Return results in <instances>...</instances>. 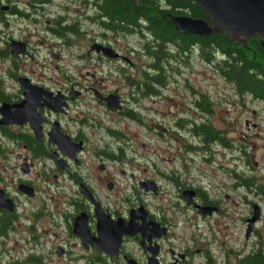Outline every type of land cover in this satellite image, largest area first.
<instances>
[{
  "label": "flooded vegetation",
  "instance_id": "flooded-vegetation-1",
  "mask_svg": "<svg viewBox=\"0 0 264 264\" xmlns=\"http://www.w3.org/2000/svg\"><path fill=\"white\" fill-rule=\"evenodd\" d=\"M52 4L53 0H0V58L8 61L1 67L6 77L0 78V108L6 105L5 110L0 109V245L11 241L15 246L24 241L32 249L45 238L43 242L52 246L50 254L79 264H214L209 251L210 244L216 242L223 249V264H254V255H258L257 264H264V226L260 225L264 205L248 198L247 193L231 200L223 178L210 187L208 182L201 183L204 179L198 181L192 175L194 169L207 180L204 167L189 163L194 162L191 153L196 137L201 140L200 159L205 166L211 162L213 142L220 144L223 152L230 146L224 137L231 130L230 120L223 115L227 110L217 109L230 101H215L208 94H199L187 78L184 86L191 94L177 91L178 81L168 71L178 70L172 66V60L179 61L175 43L166 44L170 57L157 65L144 47L131 45L126 38L130 32H119L106 24L102 0L96 4L92 0H63L58 4L62 12L57 14ZM92 15L98 29L81 55L91 60L85 74L94 81L85 88L91 91L95 104L106 109L112 123L131 118L147 129L156 128L153 130L165 146L184 145L190 150L188 157L180 149L169 151L170 159H179V167L157 169L152 175L145 173V167L139 175L127 172L124 162L135 167L132 156H123L127 142L118 143L112 150L109 142L100 147L96 141L101 138L100 132L120 139L121 131L116 125H105L99 113L88 111L87 100L82 99L86 89L75 79L50 76V53L59 56L50 52V32L67 44L64 31L56 32V27L73 25L76 30L72 33H77L82 31V19L91 20ZM31 26L36 32L30 30ZM39 31L48 37L47 62L37 59L31 38L40 37ZM135 32L140 45L154 42L147 31ZM12 39L23 42L20 48L26 51L14 55ZM93 43L108 46L118 54L111 56L102 48H91ZM104 65L113 72V89L105 87L97 76L96 71ZM62 78H67V83ZM112 93L118 95L120 108L109 107L101 98ZM57 96L59 102H55ZM237 96L235 102L241 113L248 109L249 101L264 103L253 94L251 99L247 94ZM157 100L159 107L149 104ZM144 114H158L160 120L152 125V119L147 122ZM249 122L247 119L246 124ZM205 132H217L218 136L205 138ZM63 135L69 139L65 146L59 143ZM9 154H13L11 164ZM108 161L113 166L118 165L114 161L122 163L116 174ZM220 166L223 173L229 172V167ZM234 174L240 178V173ZM119 176L130 178L129 186L120 188ZM158 176L174 189L165 188ZM151 180L152 184H145ZM255 202L261 205V216L248 234ZM238 224L243 226L245 239H255L250 248L247 242L237 248L230 245L229 230ZM216 230L221 234L217 236ZM35 255L27 257L33 260ZM18 261L15 255H9L5 264Z\"/></svg>",
  "mask_w": 264,
  "mask_h": 264
},
{
  "label": "rangeland",
  "instance_id": "rangeland-1",
  "mask_svg": "<svg viewBox=\"0 0 264 264\" xmlns=\"http://www.w3.org/2000/svg\"><path fill=\"white\" fill-rule=\"evenodd\" d=\"M61 1L63 0H53L52 5L56 14L62 12V9L58 5ZM89 11L90 13L94 12L92 8ZM80 27L82 28L80 29L82 31L77 33L63 30L66 35L64 38L69 40V43L67 44L62 42V38L57 37L50 32V52L55 51L59 53L58 57H54L50 53V76L57 79H60L59 77H61V75L71 76L72 80L75 79L79 86L86 89L85 86L93 84L94 78L85 74V69L90 66L89 62H91V60L81 54L85 50L84 47L89 38L93 36L98 27L95 22L88 20L87 18L82 19ZM30 30L36 32L35 28L32 29V26L30 27ZM39 30H41V28H39ZM39 33L41 34L40 37H31L37 48L36 57L41 62H47L49 54L45 46L48 37H46V34L43 35V32L41 33L39 31ZM126 38L132 46L135 45V47L139 49L140 46L142 47L143 42H141L140 45V40L136 33L127 34ZM217 56L219 55L217 54L216 58H218ZM178 58L179 61L172 60V66L178 67V70H168L173 72V76L178 81V86H175L177 91L181 90L184 95L191 94L189 87L184 86V79L187 78L190 81L189 83L193 84L199 94L205 92L215 101L221 100V98H226V100L230 101V104L217 108L220 110H227V113L223 112V115L225 114L224 116L230 120L231 130L226 132L224 137L228 138L230 146L224 149L223 152L222 146L217 142H213L211 145V152H213L211 154V162L205 166L200 159L201 154L203 153V149L199 148L201 145L200 138L196 137L193 139L196 145L192 153L190 150H186L184 145L179 148L176 146L167 147L165 146L166 143L153 130H156L154 127L153 129H147V126H144V124L127 117H122L119 122L112 123L108 119V115H106V109L103 106L95 104V101L91 96V91L86 89L83 93L84 97L82 99L84 101L87 100L85 105L88 107V111L95 112L96 115L99 113L105 125H116L114 127L121 131L122 138L120 139L113 137L106 132H100L99 135L102 139L98 136L96 141L100 147H103L105 142H109L112 150L117 148L118 143L122 144V141L127 142V144H125L126 150L124 151L123 156L126 158L132 156L134 158L132 163L135 164V167L129 161V164L124 162V166L127 172L130 173L133 171L135 175H139L142 172L141 169L143 167L146 169L145 173L149 175L156 173L157 169L164 170L171 167H179L181 164L179 159L173 158L172 156V159H170L169 151L174 152L180 149L186 157L191 153L194 156V162L192 163L189 161V163L194 164L195 167L197 165L204 167V171L207 173L206 180V176H200V174L193 169L192 175L195 176L198 181L204 179L205 181L201 183L208 182L211 187L213 185H218L219 180L223 178L226 184L224 190L231 193V200L239 199L241 193H247L248 198L254 199L264 205V192L256 193L254 190H250L241 183L242 179H238L234 174L235 172L244 173V175L254 173L256 180L262 184L264 189V103L258 100L249 101L248 109L241 113V109L237 104L238 102H235V100H238L237 91H235L232 83L224 79L217 72L215 66L211 63L205 62L195 51L189 53L188 57L186 56L184 58V61L182 57L178 56ZM4 65H8V61L0 58V78L6 77L1 70V67ZM90 68L96 70V67L95 69L92 67ZM96 72L98 74L97 76L103 81L105 87L112 89L116 87V80L111 75L112 70H108L107 66L104 65ZM97 76H95V79ZM62 81L67 83L68 79L62 78ZM123 91H125V89ZM247 97L248 99H251L250 94H247ZM187 99H189L188 96ZM145 101L146 100H142V103H145ZM150 103L153 107H159L158 100L154 103L149 102V104ZM216 105L218 106V104ZM254 109L257 111L254 112ZM144 119L147 122L149 119H152L151 124L153 125L155 124L154 121L159 122L160 117L158 114H144ZM247 119L250 121L249 124H246ZM254 122H257L256 126H254ZM88 135L90 134L88 133ZM127 145H130L131 147L127 148ZM163 149H165V151ZM141 153H143V155H141ZM8 157V164H11V157H13V154H9ZM108 162L111 164V167L114 168L113 172L116 174L118 165L122 163L114 161L118 165L113 166L112 162ZM185 163V165H189L187 161H185ZM220 164L224 167H229V169H227L229 172L223 173L224 170L220 168ZM158 177L160 178V176ZM117 179L120 188H125L131 183L130 178L127 180L125 177L119 176ZM160 180L165 185V188L174 189L170 182L165 181L163 178H160ZM39 184L44 183L39 182ZM243 205L244 204L242 203L240 204V209L244 207ZM260 225L264 226V218ZM229 231L231 234L227 238L230 239V245L235 248H237L241 242H247L246 246L247 248H250L253 240H255L253 238L245 239L243 226H239V224L237 227L231 228ZM215 232L217 233V236L221 234V231L216 230ZM224 232L225 231L223 230L221 238H223ZM208 238H210V236H208ZM44 240L45 238L39 239L37 245L32 249H29L31 245L24 241H19L15 246L11 244V241H6V244L0 245V263L5 264L9 259V255H15V258L19 259L17 264H79L72 261H61L55 254H50L52 246L50 245V242L44 243ZM210 246L209 254L214 258V264H223L224 253L222 247H219L216 242H212ZM34 253L37 255H35L33 260L27 257Z\"/></svg>",
  "mask_w": 264,
  "mask_h": 264
},
{
  "label": "trees",
  "instance_id": "trees-1",
  "mask_svg": "<svg viewBox=\"0 0 264 264\" xmlns=\"http://www.w3.org/2000/svg\"><path fill=\"white\" fill-rule=\"evenodd\" d=\"M92 2L96 4L97 0ZM102 7L108 17L106 24L111 28L119 32L134 33L141 30L151 34L154 42L143 41L142 47L157 65L163 58L170 57L166 44L173 42L183 61L189 53L195 51L205 62L215 66L217 72L233 84L238 94H253L264 100V48L258 35L243 43L233 42L224 31L208 34L179 31L173 23V14L186 13L209 20L202 7L194 0H102ZM90 18L92 21L96 20L94 15ZM55 30L73 32L76 29L73 25H58ZM141 79L143 82V77ZM154 79L158 81L159 75ZM204 136L215 139L218 133L205 132ZM240 174L239 179H242L250 190L256 193L264 192L254 173ZM257 256L252 257L254 264L259 261Z\"/></svg>",
  "mask_w": 264,
  "mask_h": 264
},
{
  "label": "water",
  "instance_id": "water-1",
  "mask_svg": "<svg viewBox=\"0 0 264 264\" xmlns=\"http://www.w3.org/2000/svg\"><path fill=\"white\" fill-rule=\"evenodd\" d=\"M137 2L138 0H132ZM198 3L209 20L203 17H193L186 13L173 14L172 20L175 27L181 32L208 34L211 32L224 31L233 42L246 43L248 38L258 35L264 48V0H194ZM12 51L17 55L24 43L15 39L11 40ZM102 48L105 54L115 56L118 53L108 46H98L93 43L91 48ZM58 95V94H57ZM111 108H120L118 95L115 93L102 96ZM55 102H59V96ZM6 105L1 106L5 110ZM69 141L66 135L60 136L59 143L65 146ZM153 181H146L145 184H152ZM149 187L148 185L145 186ZM261 216V205L254 203V214L249 218L248 234L253 230L256 221ZM153 263V262H151Z\"/></svg>",
  "mask_w": 264,
  "mask_h": 264
}]
</instances>
